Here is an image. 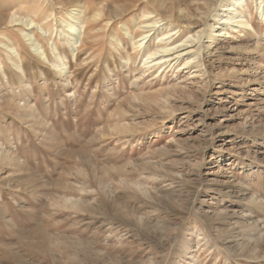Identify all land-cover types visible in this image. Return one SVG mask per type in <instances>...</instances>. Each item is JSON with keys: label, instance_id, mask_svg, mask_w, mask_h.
Wrapping results in <instances>:
<instances>
[{"label": "rangeland", "instance_id": "374dc122", "mask_svg": "<svg viewBox=\"0 0 264 264\" xmlns=\"http://www.w3.org/2000/svg\"><path fill=\"white\" fill-rule=\"evenodd\" d=\"M64 1L0 0V34L17 48L25 72L20 80L0 48V264H264V244L256 259L234 248L264 235V155L256 151L264 146V3L243 0L238 7L258 27L259 35L249 28L233 44L250 46L248 53L215 51L233 42L209 39L219 28L209 19L192 48L206 65V83L205 76L188 80L191 65L184 69L180 60L143 66L147 39L142 50L132 42L144 32L142 16L153 0ZM158 1L179 8L199 2ZM81 4L101 17L86 26L74 53L60 40V23ZM123 7L134 10L110 28L105 13ZM15 14L43 30L13 26ZM125 21L135 26L134 41L123 35ZM161 23L153 38L168 31ZM202 28L181 29L174 38L183 42ZM22 29L43 43L50 61L56 45L69 68L63 85L24 42ZM223 208L234 216L229 222L198 216ZM240 218L261 228L240 230ZM155 227L164 229L159 239L150 232Z\"/></svg>", "mask_w": 264, "mask_h": 264}, {"label": "bare ground", "instance_id": "6f19581e", "mask_svg": "<svg viewBox=\"0 0 264 264\" xmlns=\"http://www.w3.org/2000/svg\"><path fill=\"white\" fill-rule=\"evenodd\" d=\"M63 1L64 0H52V3L58 5L61 2H63ZM71 1H73V0H71ZM201 1L200 0H199V2L195 1V2H193V4L191 2L192 6H191V4H189L191 7L187 6L185 8H179L178 6H175V5L174 6H170V7H166L161 1H158V0L151 1L149 3L150 4L149 9L150 10L149 11L147 10L148 13L146 14L145 17H144V15L142 16L143 18H142L141 22H143V23H141V26L139 27V29L143 28L142 30L144 32H142L140 35L138 34L139 39L136 40V41H134V29H135L134 27L135 26H131L129 21H125L122 24L123 35H125V38H126V36H128L131 39V41H134V42H132L133 46L138 44L137 47L141 49V46L143 45L142 42H144L147 39L146 46L143 47L144 48L143 50L141 49L143 52H146V56H147L145 59L142 60L143 61V63H142L143 66L144 65H148V64L153 62V65L150 64V66H148L146 68L151 69V68H154V67L157 66V68L159 69L162 65H164L166 63H169V62L174 61V60H176V61L180 60V61L183 62L184 69H186L188 67V65H191L190 67H188V78H187L188 80L198 79L199 77L205 76V74L207 73L206 65H205V63L202 60H200L198 58V56L195 55V53L198 52V51L195 52V49L192 50V48L195 46V45H193V43L194 42H196V43L198 42V41H195V40H199L201 35L206 31V29L211 27V25L208 24L209 21H210L209 20L210 18L212 19V21H214V22H216V24H218L219 28H217V30H215V31L212 30L211 32H213V33H210V36L208 38L211 39L212 41H214V39L216 37L224 35L226 40H228L229 42L230 41L233 42L229 46H227L228 45L227 44L224 47L221 46V47L215 48V51H221V52H223V51H228V52L232 51V52H238V53H240V52L248 53V52L251 51L250 46H248V45H245V44H243V45H239V44L238 45H233V44H236V42L239 41L238 40L239 36H237V35L238 34L239 35L242 34L241 37H243L245 35L243 33L245 31H247L249 28H250V31L252 30V33L254 35H259V32H257L258 31V27L255 26V28H256V30H255V28L252 26L251 22H249V20L247 19L248 17L246 18V15L244 14L245 12H243V11H244L245 7H243V9L241 11H238V7L243 3L242 2L243 0H231L230 4L228 5V8H227V6L223 5V3H225L226 0H201ZM71 3H73V2H71ZM262 3H264V0H258V5L259 6ZM76 4L77 5L80 4V1H78ZM81 5H83V4H81ZM81 7H84L83 10H81V9H72L71 8L70 11H68V12L64 11L65 12L64 13V18H63V20L61 19L62 23H60L61 27H62L61 28L62 30H61V32L59 34V36H61L60 40L65 41V45L67 47H70L74 53L77 52L78 42H79V44L84 42V37L85 36L83 37V35H84V31L86 29V26L87 25H90V27L95 26L97 24V22L100 20V17H101L100 14L89 16L87 14L88 6H86V8H85L84 5L81 6ZM133 7L135 8V7H137V5H135ZM133 7L132 8L123 7V8H120V9L119 8H115L114 11H111V12L107 11V13H105L107 15V17H109L108 18L109 21L107 22V25L111 22L110 25H108V26L110 28H112L114 21L115 20L118 21V20L124 19L123 17L126 14H130V12L134 10ZM224 7H226V10H224V13H226V14H225V16H222V15L220 16L218 14V12L221 10V8H224ZM1 8H3V7H1ZM258 9H259V7H258ZM103 10H105V8H103ZM2 14H4V13H2ZM260 14H261V17L264 16V7L260 10ZM74 15H77V17L76 18H72ZM0 16H2V15H0ZM87 16H89L88 20H87ZM218 17H223V18H221L222 21L220 23H217L218 21L216 19ZM2 19H3V17H2ZM9 19H10L9 23H11V24L14 23L13 26H16V25L19 26L20 23H23V25L25 24L29 28V31L32 30L34 27L39 28L40 30H43L41 25H38L37 23H34L33 20L29 19L28 22H26V21L23 22V20L18 18L16 14L12 15V17H10ZM46 19H48V17ZM65 19L69 20V21H65ZM162 21H164L166 24H168L167 25L168 26L167 28H169L168 31L165 34H160L158 37L153 38V35L155 33H157V34L160 33V31H161L160 27L164 25L163 23H161ZM199 25H200V27L202 26L203 28L194 32V35L192 36L194 38V40H192V37H190V38L186 39L185 41L180 42L182 40L176 41V38H174V37H179L180 36V34L178 32L182 33V31H180L181 29H183V31L185 32L187 30H194V29L198 28ZM136 26H137V24H136ZM226 27H230L231 31L230 32L226 31L225 33L222 34V32L225 30ZM105 29L106 30H105V32L103 34V37H105L107 35V31H108V28H105ZM177 29H178V31H176ZM19 33L22 35V39H24V42H27L28 45H30V47L32 48L33 53L35 54V56L39 60H41L44 63L50 64L51 68L53 66V68L55 69V74L60 77V81H61L60 83L63 85V81H66L68 79V77H70L69 76V70H68L69 68H68V64L62 62L63 61V58L61 57L62 54L61 55L59 54V52L57 51L56 45L54 44L53 47L51 46L52 47V52H53L51 54H54V56L56 54V57H55L54 61H50L48 59L46 53H45V50H44L43 46H42L43 43H41L39 41V39L35 35H32L31 32H29V33L25 32L23 29L20 30ZM177 33H178V35H177ZM185 34H186V32H185ZM204 34H206V33H204ZM234 35H235V37H234ZM185 36L187 37V35H185ZM111 38L115 39L116 42H117V36H115V34H113V36ZM151 38H153L154 41H156V42L152 43L151 42ZM177 42H180V45ZM254 43H256V45L254 44L253 47H254V49L256 51H258V48L260 47L259 46L260 43H257V42H254ZM199 45H200V43H199ZM196 46H197V44H196ZM0 48H1V50H4L6 58L8 57L7 61L9 62L10 67L12 66L11 69L13 70V73L15 72L14 74L17 77H19L20 80H21L25 76V72H24V69H23L24 67L22 65L23 62L21 60V57H20V54H19L17 48L14 47L12 41L10 40V38L8 36L0 34ZM180 48H182V49H180ZM254 49H252V51ZM259 50H260V48H259ZM52 56H51V58H52ZM75 56H76V54H75ZM169 57H172L173 59L169 60ZM184 57H187V58H184ZM195 59H197V61H195ZM147 60H150V61L146 63ZM0 70H2L1 61H0ZM9 71L11 72V70H9ZM170 72L171 73H175V71L173 69ZM150 76L152 77L153 75H150ZM205 80H206V76L201 81L203 82ZM214 80H215V78H214ZM245 81H244V83H247ZM205 82L207 83V81H205ZM24 87L26 88V85H24ZM167 91L183 93V92H186V88L185 87L183 88V87H180V86L179 87L178 86H174V87H171L169 90L167 89ZM187 92L188 93H192V91H190V90H187ZM147 94H149V93H147ZM5 102H7V101H5ZM7 104H10V102H8ZM11 105L13 107H15L13 104H11ZM8 107H10V106H8ZM26 108H28V107H26ZM17 109H19V108H17ZM20 109H22V107H20ZM30 109H31V107L29 108V110H25V112L27 111L26 114L28 113V111L30 112ZM11 110H12V108H11ZM31 114H28V116H31ZM31 117H28V118H31ZM34 117H36V116H34ZM36 118H34V119L36 120ZM260 140L261 139H259L258 142ZM262 146H263V144H262ZM261 150H264V146L261 147V148H258L256 151H257V153H258V151H260L259 154L264 155V153H261ZM255 157H256V155H255ZM3 159H4V156H3ZM6 159H8V157L5 158V160ZM14 160H16V159H14ZM3 163H4V161H3ZM260 203H262V202H260ZM196 211H198V210H196ZM198 216H200V218L205 219L206 222H210V221H220V222H224L225 221V222H229V221H227L229 219V217H231V218L234 217L232 215H229L226 212V209H224V208L223 209H219L216 213L210 214L209 217L208 216H204L203 214L202 215L199 214ZM250 220L251 219H245L244 220L243 218H240V222L237 223V227L236 228H240V230L246 229L248 227H252L254 230L256 228H261L260 225H258L257 222H253V221H250ZM200 224H201V222H200ZM236 228L234 227V228H232V230H235ZM175 229H176V227H175ZM163 230L164 229H160V228L158 229L157 227H155L150 232L153 233V235L155 236L156 239H159L160 236H161L160 232L163 231ZM208 231H209V229H208ZM208 234H210V233L208 232ZM247 234H250V233H247ZM250 236L251 235H248V236H245V237L250 238ZM147 238L148 237H146V239ZM148 239H150V238H148ZM152 240H154V239H152ZM165 241H167V240H165ZM253 242H254V244H252ZM253 242L251 243L250 241H247V242L237 243L236 245H234V248H236V250H237V255L240 256V257H243V258H247V259H251V258L256 259L258 256H260L259 252H256V251H258L257 250L258 249L257 246H260L259 244H264V235L259 237L257 240H253ZM165 245H167V244H165ZM177 245H179V244H177ZM160 250H162V249H160ZM254 256H257V257H254ZM262 259L264 260V258H262Z\"/></svg>", "mask_w": 264, "mask_h": 264}]
</instances>
